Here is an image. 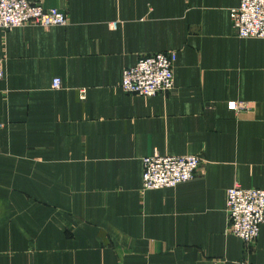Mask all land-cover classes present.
Here are the masks:
<instances>
[{"label": "crops", "instance_id": "1", "mask_svg": "<svg viewBox=\"0 0 264 264\" xmlns=\"http://www.w3.org/2000/svg\"><path fill=\"white\" fill-rule=\"evenodd\" d=\"M41 3L67 24L0 28V264H264V225L247 251L226 232L227 188H264V38L234 34L239 0ZM167 50L171 91H122ZM154 153L201 163L143 190Z\"/></svg>", "mask_w": 264, "mask_h": 264}, {"label": "built area", "instance_id": "2", "mask_svg": "<svg viewBox=\"0 0 264 264\" xmlns=\"http://www.w3.org/2000/svg\"><path fill=\"white\" fill-rule=\"evenodd\" d=\"M230 21L238 38H264V0H239L230 9ZM67 15L57 8H46L41 0H0V28L10 30L18 26H62ZM173 50L140 56L133 66L123 70L120 87L126 94L151 96L171 91L174 86ZM59 77L52 79V87L59 88ZM243 103L235 105L241 108ZM142 189L174 187L193 179L201 158L197 155L165 156L158 153L142 159ZM224 210L227 216L226 232L239 237L244 250L256 242L264 225V188H243L233 184L227 188Z\"/></svg>", "mask_w": 264, "mask_h": 264}, {"label": "rangeland", "instance_id": "3", "mask_svg": "<svg viewBox=\"0 0 264 264\" xmlns=\"http://www.w3.org/2000/svg\"><path fill=\"white\" fill-rule=\"evenodd\" d=\"M44 7H45V6H44ZM46 8H47V7H46ZM62 26H63V25H62ZM11 29H12V28H11ZM11 29H10V30H11ZM5 31H8V30H5ZM133 95H136V94H133Z\"/></svg>", "mask_w": 264, "mask_h": 264}]
</instances>
